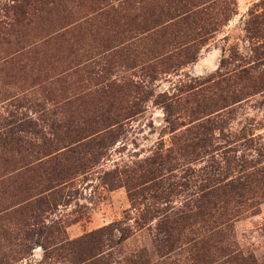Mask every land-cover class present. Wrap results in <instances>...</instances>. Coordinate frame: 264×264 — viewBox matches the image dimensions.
I'll list each match as a JSON object with an SVG mask.
<instances>
[{"label": "rangeland", "instance_id": "obj_1", "mask_svg": "<svg viewBox=\"0 0 264 264\" xmlns=\"http://www.w3.org/2000/svg\"><path fill=\"white\" fill-rule=\"evenodd\" d=\"M258 143L264 0H0V264H264Z\"/></svg>", "mask_w": 264, "mask_h": 264}, {"label": "trees", "instance_id": "obj_2", "mask_svg": "<svg viewBox=\"0 0 264 264\" xmlns=\"http://www.w3.org/2000/svg\"><path fill=\"white\" fill-rule=\"evenodd\" d=\"M258 145H260V148L259 149L256 148L257 150L256 155L258 157L256 159H262V161H264V145L262 143H258ZM247 158H249V155L247 156ZM253 160L255 159H252L251 162H254ZM227 172L234 174L235 170L234 168H232L228 170ZM239 174L242 175L241 178L243 182L237 181V182H232L229 185H227V186H231L232 191H235L237 189L244 190L245 188H247L248 182H264V168H257L256 165L249 166L248 168L243 169L242 171L239 172ZM217 181H219V178L213 182V185L209 189L214 188L213 190H216L217 186L220 184ZM236 184H239L240 187ZM198 203H201V202L199 201ZM205 206L206 205L204 204L201 206H197V209H206L207 207ZM130 220L131 219H128V221ZM147 221H148V218H145L142 215L141 219L136 222V226H129L128 222H116V223L111 224L110 226L103 228L102 230L97 232V234H99L98 236H102L103 234H109L108 235V238H109V236H111V232L114 233L115 231L116 232L118 231L121 235L119 242L126 241L127 239L131 238L136 233L137 230L144 228L145 225L147 224ZM160 221L161 222L159 224V227L157 228L158 236L161 237L159 239V244L162 242V240H166L169 234H171L168 230H166L165 232L161 227L168 223H171L170 218L166 216ZM163 237H165L166 239H163ZM106 241H111V243H113V240L107 239ZM166 242H170V241L166 240ZM102 243H103L102 237L98 238L97 244H102Z\"/></svg>", "mask_w": 264, "mask_h": 264}]
</instances>
